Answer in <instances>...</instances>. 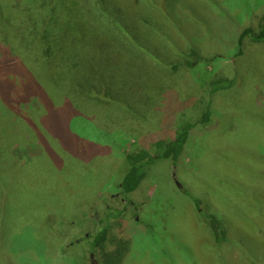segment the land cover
Wrapping results in <instances>:
<instances>
[{"label": "rangeland", "instance_id": "1", "mask_svg": "<svg viewBox=\"0 0 264 264\" xmlns=\"http://www.w3.org/2000/svg\"><path fill=\"white\" fill-rule=\"evenodd\" d=\"M2 2L8 4L9 17L4 20L11 37L6 40L0 33V110L4 112V86L14 88L10 96L15 105L22 85L19 108L37 112L27 121L29 141L11 150L10 163L25 179L14 185L9 197H17L18 202L5 208L7 217L0 223V264H84L85 245L76 238L94 230L108 207H124L115 196L126 168L123 150L144 144L139 136L156 120H161L157 128L183 120L197 123L177 164L158 159L131 195L123 225L132 239L123 264H264V39L245 38L243 53L236 56L241 30L248 25L260 29L264 0H187L192 17L203 19L196 18L198 24L192 18L153 22L151 29L166 35L174 46L187 42L197 49L195 56L185 59H197L192 66L182 59L173 70L166 57L162 63L150 64L155 65L158 79L173 70L172 76L178 80L164 82L157 96L166 98L175 90L173 102H179V108L168 115L161 112L160 119L159 105H155L151 109L154 119L143 125L132 120L117 122L119 126L110 122L106 139L112 142L99 139L104 142L103 154L87 163V171L80 161L67 157L64 147V155L58 154L46 135L48 126L41 119L39 122L41 110L52 109L54 95L43 86L35 69L37 54L31 51V44L38 24L42 27L47 21L40 17L44 4L52 5V0ZM183 23L189 27L184 28ZM173 45L157 44L169 56L176 54ZM219 77L233 78L234 85L212 95L209 83ZM138 105L135 101L134 107ZM207 106L211 119L203 124L199 121ZM59 113L52 116L55 122L66 119ZM105 117L98 127L108 123ZM88 123L83 119L81 125L89 128ZM5 129L22 139L18 122L5 128L1 125L0 134ZM150 137L156 139L148 134L142 139ZM13 157L19 161L14 162ZM28 182L31 193L24 186ZM31 196L32 208L26 209V197ZM207 214L217 219L216 225L224 233L219 243L212 233L215 222ZM116 235L117 228L111 229L106 250L113 249L111 239Z\"/></svg>", "mask_w": 264, "mask_h": 264}, {"label": "trees", "instance_id": "2", "mask_svg": "<svg viewBox=\"0 0 264 264\" xmlns=\"http://www.w3.org/2000/svg\"><path fill=\"white\" fill-rule=\"evenodd\" d=\"M186 1L52 0V5L44 4L40 17H47V21L42 27L38 24L37 35L34 37L36 40L32 38L34 42L31 44V51L34 49L37 54L35 69L43 81V86L47 85L48 90L54 95L52 109L46 106V109L41 110L40 114L43 115L39 117V122L41 119V122L48 126L45 128L46 135L50 137L51 144L55 146L58 154L64 155L61 152L64 147L67 157L80 161L87 171V163L93 161L97 155L103 154L101 149L104 142L101 140L112 142L106 139L110 134L107 130L112 128L110 122L119 126L117 122L125 123L132 120L143 125L147 119L149 121L154 119L155 114L151 109L155 105H159L157 109L160 111V119L161 112L168 115L179 108L177 107L179 102L175 100L173 102L177 94L175 90L170 91L166 98H159L157 92L164 82L172 78L177 79L172 74L182 59L190 66L197 61L196 59L185 62L186 58L195 56L197 49L187 42L174 46L173 41L166 35L155 33L151 29V24L159 19L163 21L164 18L176 21H191L192 18V21L198 24L202 17H192ZM7 10L8 4L2 2L0 33L3 38L9 40L10 31L4 20V16L9 17ZM258 25L260 29L248 25L241 30L237 39L239 50L236 56L243 53L245 38L264 39V13L259 17ZM182 26L189 27L188 23H183ZM178 38L175 39V43ZM159 42L173 45L176 54L164 55V47L159 46L163 49L161 50L157 46ZM162 57H166L165 60L170 63L173 70L158 79L154 76L155 65L152 64V67L150 64L153 61L162 63ZM233 85V78L219 77L209 83V93L213 95L219 90H228ZM12 89L14 88L8 85L4 86V91L2 89L5 100L4 112L1 113L0 110V126L3 125L5 128L18 122L22 139L8 133L6 129L0 134V208L3 211L0 223L7 217L8 210L5 208L18 202L17 197L15 199L9 197L11 191L15 189L14 185L25 179L14 171L20 169L10 163L11 150L23 147L22 145L29 141L27 121L35 117L37 112L34 108H19L21 97L24 95L22 85L17 91L20 94L16 93L20 98L14 105V100L10 96ZM138 91V95L135 96ZM135 101L139 103L137 108L134 107ZM209 110L210 107L207 106L200 123L210 122ZM55 113L66 115V119L55 122L52 119ZM104 115L108 123H102L100 128L97 125L101 123ZM83 119L89 122L87 126L89 128L81 125ZM51 121L54 123L51 124ZM157 122L156 120L152 126H145L142 135L139 136L146 144L123 150L126 168L117 183L118 190L115 196L124 202V207L120 209L108 207L97 221L94 230H88L76 238L78 243L85 245L84 264H123L129 255L132 239L123 225L126 205L132 204L131 195L139 190L142 182L148 177L149 169L158 159H171L174 165L177 164L188 135L197 123L183 120L177 125L169 123L157 128L156 124L161 125ZM75 127L79 129L76 130ZM147 134L153 135L156 139L152 140L151 137L148 141L142 139ZM13 159L14 162L19 161L15 157ZM27 185L24 186L31 193L32 184L28 182ZM26 201V209L32 208V196L26 197ZM195 204H198L197 199ZM207 216L215 222L212 233L218 239L214 242L219 243L224 239V233L217 227V219L213 215ZM113 228H117L118 235L111 239L113 249L106 250L109 233ZM72 244L70 241V246ZM93 255H96L97 259Z\"/></svg>", "mask_w": 264, "mask_h": 264}]
</instances>
